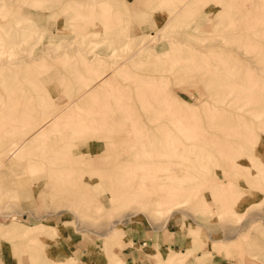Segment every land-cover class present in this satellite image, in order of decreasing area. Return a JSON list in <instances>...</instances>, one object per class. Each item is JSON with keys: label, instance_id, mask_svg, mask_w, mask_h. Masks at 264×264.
<instances>
[{"label": "rangeland", "instance_id": "obj_1", "mask_svg": "<svg viewBox=\"0 0 264 264\" xmlns=\"http://www.w3.org/2000/svg\"><path fill=\"white\" fill-rule=\"evenodd\" d=\"M146 259L264 264V0H0V264Z\"/></svg>", "mask_w": 264, "mask_h": 264}, {"label": "crops", "instance_id": "obj_2", "mask_svg": "<svg viewBox=\"0 0 264 264\" xmlns=\"http://www.w3.org/2000/svg\"><path fill=\"white\" fill-rule=\"evenodd\" d=\"M126 240L127 241H130L131 243H136L137 241V239L135 238V235H132V234H130V235H127L126 236ZM168 247L170 248V249H174L173 247H172V245L170 244V245H168ZM130 264H132V263H130ZM141 264H148V260L146 259V260H143L142 262H141Z\"/></svg>", "mask_w": 264, "mask_h": 264}, {"label": "bare ground", "instance_id": "obj_3", "mask_svg": "<svg viewBox=\"0 0 264 264\" xmlns=\"http://www.w3.org/2000/svg\"><path fill=\"white\" fill-rule=\"evenodd\" d=\"M145 170H147V169H145Z\"/></svg>", "mask_w": 264, "mask_h": 264}]
</instances>
